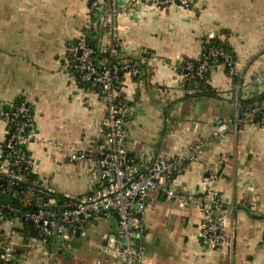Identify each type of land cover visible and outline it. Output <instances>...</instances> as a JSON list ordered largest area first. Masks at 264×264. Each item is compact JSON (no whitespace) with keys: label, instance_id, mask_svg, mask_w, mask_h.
Returning a JSON list of instances; mask_svg holds the SVG:
<instances>
[{"label":"crops","instance_id":"0c3cea01","mask_svg":"<svg viewBox=\"0 0 264 264\" xmlns=\"http://www.w3.org/2000/svg\"><path fill=\"white\" fill-rule=\"evenodd\" d=\"M117 4L119 15H107L96 31L101 50L117 41L140 69L123 81L130 156L174 159L194 143L203 145L199 160L182 163L175 197L149 195L142 219L145 264H264V124L213 134L215 125L236 115L241 99L264 92V0H196L192 7L163 8ZM89 7V0H0V146L7 135L4 107L24 97L36 123L28 145L34 170L56 191L73 196L96 188L97 145L107 113L98 92L81 87L71 66L65 67L75 49L70 42L91 22ZM207 36L227 40L237 75L219 64L209 77L219 95L184 100L183 58L199 56ZM74 151H87L91 160H72ZM209 173L233 239L223 251L207 249L201 236L200 197ZM76 231L71 247L58 241L45 252L37 227L0 221V247L13 245L14 264H122L106 251L118 234L115 213Z\"/></svg>","mask_w":264,"mask_h":264},{"label":"built area","instance_id":"2783aa9c","mask_svg":"<svg viewBox=\"0 0 264 264\" xmlns=\"http://www.w3.org/2000/svg\"><path fill=\"white\" fill-rule=\"evenodd\" d=\"M180 1L182 5L187 4V0ZM117 2L118 0H90L89 14L91 20L93 17L97 19L94 22L96 27L107 22V15L113 18L119 15ZM129 3L134 7L152 4L163 8L174 3V0H129ZM118 45H120L119 42L114 41L109 46L112 58L117 57ZM78 50H80L79 56L76 53ZM93 52L94 49L81 39L74 52L66 58L65 67H70L73 60L74 67L81 73V80L94 87L98 86V94L107 105V113L101 123L103 138L97 145L96 188L80 196L62 194L39 176L40 179L36 180L30 189L33 190L35 185H40L50 198L41 203L38 210L26 213L25 219L38 228L42 247L47 252L48 237L57 235L60 242L71 247L70 240L77 229H83L106 213H115L118 219V234L111 239V244L106 246L107 255L118 258L122 264H145V226L142 219L147 209L149 195L158 191L168 197H175L177 194L175 180L182 163L199 160L203 153V145L194 143L185 153L174 159H168L162 155L138 160L131 157L127 147L126 129L128 99L125 94L123 99L119 98L124 92V87L118 89L117 75L119 70L127 69L128 66L124 65L121 68L111 64L100 70L92 59ZM218 54L226 57L229 73L234 74L235 62L229 54H224L216 48L209 49V55L217 56ZM186 69H193V64L188 62ZM205 70H207V61L200 65L197 74L202 76ZM139 72L140 69L135 64L126 71L132 75H137ZM29 111L25 102L18 107L13 116L3 111L7 135L0 146V174L6 175L11 182L24 179L23 174L13 168L19 162L27 163L35 172L28 145L34 135L36 123ZM256 112L262 113V121H264V100L255 106H247L245 110L239 108L235 116L215 125L213 134L218 138L224 137L232 128L255 124L253 115ZM20 115L26 117V120L12 133L9 125ZM26 129L28 131L23 134ZM3 144L9 149L7 153H4ZM70 157L74 161L91 160L87 151H74ZM214 180V175L211 173L203 178L205 190L200 197L201 236L207 249L223 251L231 249L233 239L227 232L223 202L215 188ZM58 195L62 196V199L58 198ZM15 259L16 250L12 244L5 243L0 247V264H11Z\"/></svg>","mask_w":264,"mask_h":264},{"label":"trees","instance_id":"16d2710c","mask_svg":"<svg viewBox=\"0 0 264 264\" xmlns=\"http://www.w3.org/2000/svg\"><path fill=\"white\" fill-rule=\"evenodd\" d=\"M196 0H187L186 5H182L180 0H174V3L178 5H182L184 7H192ZM90 3V0H89ZM167 7V6H163ZM97 21L95 17L92 18L89 25L83 30V35L70 42V47H77L78 43L81 39H84L88 45H90L94 52L92 53V59L101 70L105 68V66H109L111 64H116L119 67H123L124 65L128 66L127 69H121L117 72L119 77L118 89L123 86V81L126 75V71L131 69L134 66V60H127L121 51L120 45L117 48V57L112 58L110 55V49L101 50L98 47V38H97V27L94 25V22ZM223 33L228 34L227 31H223ZM116 42V41H115ZM114 43V41H113ZM116 44V43H115ZM216 48L224 52V54H229L230 58L236 62V54L233 51L230 44L227 40H224L218 36L215 37H205L203 39V50L202 53L197 57H184L182 61V67L185 71V83L184 90L185 95L183 97L184 100L188 99H199L203 96L208 97H217L219 95L218 90L213 88L209 83V77L211 70L219 65L225 64L227 71L229 72V66L226 61V57L224 55L218 54L217 56L209 55V49ZM207 61V70L203 72L202 76L197 74L200 65ZM190 62L193 64V69L187 70L186 65ZM75 62L72 60L70 71L77 78L79 84L83 88H94L96 92L99 91V87H94L90 83L81 80V73L74 67ZM237 74L234 73L231 76L235 77ZM124 92L120 94L119 98L123 99ZM264 100V92L259 96L251 98V99H241L240 100V109L245 110L247 106H255L256 104H260ZM25 102L29 107V112L31 116L34 118V110L32 105L24 98L19 97L5 105L4 110L9 112L10 115L13 116V113L17 111L18 107ZM129 107V101H128ZM262 113L256 112L253 115V122L257 125H263L264 121H262ZM26 120V117L22 115L17 116L15 120L10 123V131L15 132L17 126L22 125ZM35 121V118H34ZM28 130L26 129L23 134H25ZM4 153H7L9 149L3 144ZM184 164L186 161L183 162ZM17 171L23 174L24 179L14 182L4 174H0V221L6 220H22L27 225H32L27 219H25V214L28 212H34L39 209L40 204L46 202L50 196L43 190V187L40 185H35V189L31 190L30 187L34 185L36 180H39V175L33 171L32 167L24 162H19L15 166H13ZM58 198L62 199V196L58 195ZM59 240L57 235H52L47 239L48 247H52ZM14 264V261L11 263Z\"/></svg>","mask_w":264,"mask_h":264},{"label":"rangeland","instance_id":"374dc122","mask_svg":"<svg viewBox=\"0 0 264 264\" xmlns=\"http://www.w3.org/2000/svg\"><path fill=\"white\" fill-rule=\"evenodd\" d=\"M101 225H102V226H101L102 228H104V229H109V227L107 228V224H106V223H103V222H102ZM85 249H87V247H85ZM79 263H80V262H79Z\"/></svg>","mask_w":264,"mask_h":264},{"label":"water","instance_id":"95a60500","mask_svg":"<svg viewBox=\"0 0 264 264\" xmlns=\"http://www.w3.org/2000/svg\"><path fill=\"white\" fill-rule=\"evenodd\" d=\"M77 55H78V56L80 55V50L77 51ZM79 232H80V230L77 229L76 234H79Z\"/></svg>","mask_w":264,"mask_h":264}]
</instances>
